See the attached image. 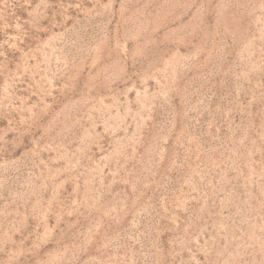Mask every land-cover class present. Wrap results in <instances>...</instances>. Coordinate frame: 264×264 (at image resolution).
Returning a JSON list of instances; mask_svg holds the SVG:
<instances>
[{
    "label": "rangeland",
    "instance_id": "1",
    "mask_svg": "<svg viewBox=\"0 0 264 264\" xmlns=\"http://www.w3.org/2000/svg\"><path fill=\"white\" fill-rule=\"evenodd\" d=\"M0 264H264V0H0Z\"/></svg>",
    "mask_w": 264,
    "mask_h": 264
}]
</instances>
